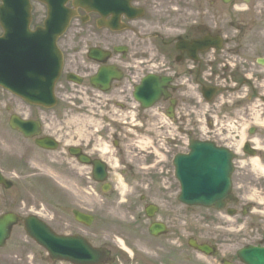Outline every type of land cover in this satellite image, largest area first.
<instances>
[{
    "label": "flooded vegetation",
    "instance_id": "1",
    "mask_svg": "<svg viewBox=\"0 0 264 264\" xmlns=\"http://www.w3.org/2000/svg\"><path fill=\"white\" fill-rule=\"evenodd\" d=\"M250 1L251 21L232 15L215 26L212 0H127L117 27L110 26L115 13L102 15L79 6L77 19L58 40L60 67L53 91L33 97V102L12 94L6 102L7 109H28L29 119L40 123V137L57 141L52 150L40 147L37 137L27 140L22 156L35 166V174L59 173L69 158L80 163L67 144L64 124L69 112L78 117L102 113L113 126L124 120L126 125L116 126L111 135L102 131V137H87L84 131H75L77 141L70 144L92 160L107 162L111 176L124 178L118 183L126 191L140 193L139 201L127 200L130 225L122 234L138 264H246L239 255L243 247H264V201H253L245 170L253 157L243 146L249 143L248 149L257 150L264 164V0ZM236 2L231 9L253 10L243 6V0L238 1L240 6ZM47 15L45 5L33 3L30 28H41ZM208 34L221 36L220 48L201 41ZM38 67L43 75L48 71ZM149 76L156 80L158 93L150 108L137 96ZM245 121L251 124L243 127ZM123 128L136 137L127 133L118 137ZM107 136L110 142L105 141ZM196 140L227 146L238 155L233 197L222 212L184 205L178 199L175 158ZM87 168L78 174L92 177L94 167ZM199 211L233 220L236 227H218L238 234L197 232ZM154 223L161 224L157 236L150 233ZM191 240L208 244L214 254L197 251ZM118 253L120 264L132 262Z\"/></svg>",
    "mask_w": 264,
    "mask_h": 264
},
{
    "label": "rangeland",
    "instance_id": "2",
    "mask_svg": "<svg viewBox=\"0 0 264 264\" xmlns=\"http://www.w3.org/2000/svg\"><path fill=\"white\" fill-rule=\"evenodd\" d=\"M212 2V25H214V21L226 16L229 18L232 15L241 16V14H246L243 15L246 16L244 17L246 21H251L254 16L251 1L248 6L253 10L245 13L231 9L230 5L227 6V11L221 0H212ZM9 96V93H4L0 88V169L6 177L14 182V187L9 190L0 186V215L7 211H13L22 216L35 214L48 222L59 233H84L98 245L110 242L120 252L119 255L122 254L131 259L129 254L121 249L120 244L117 242V239L123 238L121 235L122 230H118L113 224H118L119 220L123 221L124 216H127L125 199L130 198L131 194L123 192L121 188L112 189L108 194L100 192L97 184L91 178L78 174L81 171H89V168L79 167L71 159H68L67 167L57 176H31L29 173L35 169L30 166L29 162H26L28 160L27 156L23 157L24 161H22L19 154H17L21 146L26 148L28 145L23 141H18L17 136L3 121H6L11 114L4 107V103L8 101ZM25 110L22 106L18 108L19 112H26ZM72 115L75 116L73 112H69L68 122L64 124L65 128L71 133L68 137L78 135L75 132L77 130L84 131L86 136L89 137L87 130L92 131L96 127L100 128V126H104V130L109 129V132L114 130L109 124H106L104 115L95 116L91 114L90 117L75 116L74 118H72ZM92 116L98 117L99 120H95ZM155 118L156 116H152L153 121ZM91 119L95 120H93L95 125L89 123ZM115 123L123 124L122 122ZM16 160H19V162L16 163ZM20 161L25 165L21 169H17L20 167ZM247 172L250 176L246 177L251 178L250 190H253V185L257 190L264 189V178L261 175L257 176L255 172L248 170V168ZM113 179L115 184H118L116 178ZM261 195H264V193L261 192ZM74 208L94 213L97 216L95 223L91 227H85L77 223L72 214ZM204 215L202 212L196 214L197 225L201 227L208 222V220L203 219ZM213 219L214 221L209 223L211 227L225 220L221 216ZM108 220L112 223L109 226L112 227L105 226L108 228L106 229L102 226ZM119 263L117 262V264ZM0 264L67 263L50 261L46 251L27 235L23 225H18L15 227L6 247L0 248Z\"/></svg>",
    "mask_w": 264,
    "mask_h": 264
},
{
    "label": "water",
    "instance_id": "3",
    "mask_svg": "<svg viewBox=\"0 0 264 264\" xmlns=\"http://www.w3.org/2000/svg\"><path fill=\"white\" fill-rule=\"evenodd\" d=\"M4 4L0 6V21L3 22L5 26V39L4 42L15 41L17 37V33L15 30L7 27L9 23H13L10 20L11 17L7 13L3 15L4 11L12 14L13 9L11 8L10 0H3ZM45 3L48 0H42ZM64 0H61V2ZM50 3V2H49ZM83 6H92V8L99 7L95 6L93 0H83ZM50 10L52 9L51 5H49ZM94 8V9H95ZM71 11L67 10V20L62 24L63 30L68 25L71 17ZM48 22H46V25ZM58 34H61L58 33ZM55 35V39L59 35ZM15 123L18 124V127L25 133L30 134V123L27 121L19 120L13 117L11 124L16 126ZM198 150V148H196ZM226 154L215 150L211 146H204L199 148V151H195L191 156L186 157L182 162V166L180 167L181 174L180 178L183 185V199L188 200L190 202H205L207 204L217 203V206L221 205V202L225 199V194L223 193L225 184L227 182L228 174H225L228 170V166L230 165L229 159L225 158ZM96 165L100 169V174H98L97 179L103 180L106 177L105 168L103 164ZM226 175V176H225ZM0 183H3L7 188L12 186V183L5 180L0 174ZM203 183H206L208 187H210V192L208 193H196V196L191 194L192 186H203ZM75 216L77 220L82 221L84 223L90 224L92 222V217L82 214L78 211H75ZM21 220L14 213H6L0 217V247L6 244V240L10 237L12 228L15 224H17ZM25 227L29 235L35 238L41 245L47 248L52 257L54 259L65 258L72 260L77 263H87V262H98L102 261V257L107 256V252L101 249H95L89 245V243L82 237H61L54 233V231L49 228L43 221L37 219L34 216H30L25 219ZM253 248L250 250L249 254L253 255ZM253 253V254H252ZM248 255V253H246ZM260 256L253 255L254 259L247 261L250 264H264V252H259ZM248 256H246L247 258ZM89 259L91 261L82 262V260ZM261 259V260H259Z\"/></svg>",
    "mask_w": 264,
    "mask_h": 264
},
{
    "label": "bare ground",
    "instance_id": "4",
    "mask_svg": "<svg viewBox=\"0 0 264 264\" xmlns=\"http://www.w3.org/2000/svg\"><path fill=\"white\" fill-rule=\"evenodd\" d=\"M253 166L257 172H261L262 175H264V167H262L257 160L253 161Z\"/></svg>",
    "mask_w": 264,
    "mask_h": 264
}]
</instances>
